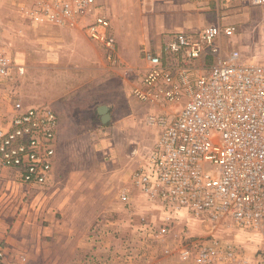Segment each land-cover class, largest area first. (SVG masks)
I'll list each match as a JSON object with an SVG mask.
<instances>
[{
	"label": "built area",
	"instance_id": "built-area-1",
	"mask_svg": "<svg viewBox=\"0 0 264 264\" xmlns=\"http://www.w3.org/2000/svg\"><path fill=\"white\" fill-rule=\"evenodd\" d=\"M30 5L28 19L79 27L108 62L116 61V37L98 0ZM234 33L233 25L211 24L166 34L158 47L143 51L142 72L130 91L146 106L145 123L157 134L118 199L130 201L135 188L168 216L183 213L205 230L207 239L178 249L182 261L195 264H246L233 245L237 235L264 240V63L235 47L226 51L224 39ZM13 69L24 72L0 48V81ZM58 125L56 112L40 104L14 113L0 128V163L16 171L20 184L48 185Z\"/></svg>",
	"mask_w": 264,
	"mask_h": 264
},
{
	"label": "crops",
	"instance_id": "crops-1",
	"mask_svg": "<svg viewBox=\"0 0 264 264\" xmlns=\"http://www.w3.org/2000/svg\"><path fill=\"white\" fill-rule=\"evenodd\" d=\"M32 1L0 0V35L1 30L4 35L5 33L11 34L9 30L13 31L18 28L19 34L27 33L34 39L32 41L34 46L31 49L37 53L33 55L35 64L25 65V62L29 60L24 53L27 48L29 49L27 41L24 38L20 41L18 38L19 46H17L18 52L17 57L14 56L15 59L10 51L15 50L14 46L17 44L14 41H7L5 45L7 50L4 48L3 50L11 60L14 59L17 64L24 66V72L13 75L15 71L13 69L11 76L2 78L0 87L4 99L11 97L13 101L11 108H25L30 103H34L36 98L31 97V100L13 98L11 93L13 79L18 76L23 77L24 81L27 69L32 66L35 81L36 79L42 80V76L49 71L51 86L46 89L45 93L39 94L36 101L51 106L59 120L56 157L51 175V182H54V195L57 199L52 206H47L45 209L46 213L43 215L45 220H48L46 223L42 224L36 221V218L30 221L28 217L29 220H25L19 216L15 221H12V218L9 223L0 224V242L4 244L2 247L4 257L0 264H75L83 254L81 247L86 243L84 238L87 236L85 233L80 234L81 230L77 232L76 228L77 226L82 227V222L68 214L75 210V207L77 209L78 204H75L77 202H70L62 196L69 193L72 195L87 193L88 191L85 190L89 186L85 181L88 178L94 180L101 178V191L94 193H101V211L110 209L108 206L110 196L122 188L129 187L128 179L138 160L135 157L136 145L149 141L151 136L155 138L157 131L154 129L150 138L149 135L140 131L144 126H148L145 123L144 110L146 107H141L131 101L128 79L124 78L116 67L106 63L103 48L101 46H63L67 42L64 36L68 35L70 38L76 30L48 22L36 23L28 19L27 10L30 9ZM244 1L250 3L249 0ZM182 25H166L165 29L169 31L163 33L182 31ZM163 36L165 35L159 36L153 45L142 46L140 52L137 51V46L132 49L133 53L130 54L132 58L129 60L133 64L138 63L141 66V72L143 51L158 47ZM240 40L245 39L241 36ZM226 41L230 42V39H224L223 46ZM237 41V39L234 40L232 44L237 46L235 44ZM248 47L254 52L249 59L264 63L262 54L255 56V46L254 48L253 46ZM117 49L118 52L119 50L123 52L124 46H117ZM20 79L17 84L19 91L22 85ZM9 100H6L7 106L10 104ZM100 106L107 107L109 119L106 122L102 121V116L98 111ZM153 141L151 140L150 143L152 144ZM76 146L82 153H78L74 159H71L69 153L72 147ZM64 177L66 180H76L74 187L67 186V191H65L66 188L60 186ZM56 212H62L61 217L56 218ZM105 225L116 228L117 225L121 227L127 223L114 218L111 221L106 220ZM104 241L101 253H104L102 254L104 256H110L107 264H117L116 259L113 258L114 251L108 253V250L110 243L118 242V239L109 235ZM150 257L147 259V264H158V261ZM161 264L173 263L162 261Z\"/></svg>",
	"mask_w": 264,
	"mask_h": 264
},
{
	"label": "rangeland",
	"instance_id": "rangeland-1",
	"mask_svg": "<svg viewBox=\"0 0 264 264\" xmlns=\"http://www.w3.org/2000/svg\"><path fill=\"white\" fill-rule=\"evenodd\" d=\"M98 1L103 12L111 21L117 46H124L123 52L120 50L118 52L117 49V59L114 63L104 59L108 65L116 67L120 70L122 76L128 79L129 91L141 75V66L130 61L132 58L130 54L133 53L132 49L137 46V51L140 52L142 46H146V44L153 45L159 36L166 35L165 33L169 31L165 29L166 25L178 26L183 23L182 31H197L211 24L233 25L235 33L230 38V42L226 41L224 43L225 50L235 47L242 56L251 58L254 52L248 46H253V48L255 46V56L262 54V57H264V5H252L244 0H219L218 2L215 0ZM17 29L9 30L11 34L5 33L6 35H3V30H1L0 48L6 49L7 41L16 42L15 50L10 51L11 56L14 54V57L18 52V38H20V41L24 38L29 47L24 52L26 57H29L25 65L35 64V56L33 57V55L37 53L31 49L34 46L32 42L34 39L27 33L19 34ZM74 29L76 31L72 37L68 38V35L65 34L64 39L67 42L63 46H97L86 38L79 27ZM241 36L245 40H240ZM236 39L238 40L235 43L237 46L232 44ZM14 59L12 61L17 64ZM13 75H17L16 69ZM26 76L24 81L23 77L18 76L13 79V91H11L13 98L31 100L32 97L37 99L39 94L45 93L46 89L51 86L49 71L42 76V80L36 79L35 81L34 67L32 66L27 69ZM19 79L22 84L20 91L17 87ZM2 93L3 91L0 87V128L6 124L14 113L27 108H11V102H13L11 97H9L10 100L8 98L4 99ZM36 99L28 107L40 104L48 105L41 101L37 102ZM6 100L10 101L8 106ZM131 101L141 107L145 106L132 98ZM144 111H147V108ZM140 131L147 134V136L149 135L150 138L151 133H154V128L144 126ZM152 138L153 136H151L149 141H143L136 145L135 150L137 152L135 157L138 160L136 165H134V169L151 147L150 141L155 139ZM78 153L80 154L82 151L77 146L72 147L69 156L71 155V159H74V156L78 155ZM74 183H76L75 179L66 180L64 177L60 186L66 188L65 191H67V186L74 187ZM85 183L89 186L85 190L88 191L87 193L79 195L69 193L70 195L64 194L62 196L70 202H77H74L78 204L77 209L75 207V210L68 212V214L73 215L75 220L82 222L84 227L77 226V232L81 230L79 233H85L87 236L84 238L86 243L81 247L83 254L75 264H107L110 256L102 255L104 253H101V251L105 244V237L109 235L118 239V242L110 243L108 250V253L109 251H114L113 258L116 259L117 264H147V259H149L151 253L153 256L150 258L158 261V264H161L162 261L172 262L173 264H195L192 259L182 261L179 258L178 249L180 245H186L192 240L207 239L208 233L193 225L188 216L183 213H179L178 217L168 216L165 211L155 207L154 200L140 194L137 189L131 187L132 198L130 201L126 203L120 201L117 191L109 198L108 206L110 209L101 211V193H94L95 191H101V178L95 180L88 178ZM55 199H57V196L54 195V182H51V179L45 187L20 184L16 171L12 168L4 167L0 163V224L9 223L12 218V221H15L19 216L25 220L30 218L31 221L36 218V221H40L42 224L43 222L46 223L48 220H45L46 218L43 214L46 213L45 209L47 206L50 207L54 204ZM61 215L62 212H56V218L61 217ZM114 218L126 222L127 225L121 227L117 225L116 228H111L109 225L104 226L106 220L111 221ZM233 245H236L240 250V259H248L246 264H264V240L259 235L251 233L247 235L239 234L237 235L236 243L234 242ZM3 246V242H0L1 250ZM166 248H168L169 252H165Z\"/></svg>",
	"mask_w": 264,
	"mask_h": 264
},
{
	"label": "water",
	"instance_id": "water-1",
	"mask_svg": "<svg viewBox=\"0 0 264 264\" xmlns=\"http://www.w3.org/2000/svg\"><path fill=\"white\" fill-rule=\"evenodd\" d=\"M98 111L102 116V121L106 122L109 119V115L107 113V107L106 106H100Z\"/></svg>",
	"mask_w": 264,
	"mask_h": 264
}]
</instances>
